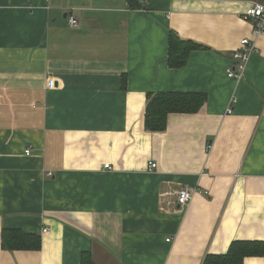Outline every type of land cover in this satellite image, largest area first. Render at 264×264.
Returning a JSON list of instances; mask_svg holds the SVG:
<instances>
[{
	"label": "crops",
	"instance_id": "crops-1",
	"mask_svg": "<svg viewBox=\"0 0 264 264\" xmlns=\"http://www.w3.org/2000/svg\"><path fill=\"white\" fill-rule=\"evenodd\" d=\"M261 1L0 0V264H202L264 242V37L243 20ZM168 31L202 47L181 69ZM165 92L206 102L148 132L146 94ZM2 230L40 250L3 251Z\"/></svg>",
	"mask_w": 264,
	"mask_h": 264
},
{
	"label": "trees",
	"instance_id": "trees-1",
	"mask_svg": "<svg viewBox=\"0 0 264 264\" xmlns=\"http://www.w3.org/2000/svg\"><path fill=\"white\" fill-rule=\"evenodd\" d=\"M167 65L170 69H181L186 65L192 51L202 48L193 41L180 39L173 31H168ZM125 79V78H124ZM124 79L122 86L124 87ZM206 102L201 93H148L144 115V128L148 132H163L169 114H196ZM209 147V146H208ZM40 238L19 230H2L1 249L13 251H39ZM264 257V242L233 241L224 255H208L202 264H243L245 258ZM80 264H94L91 255L83 253Z\"/></svg>",
	"mask_w": 264,
	"mask_h": 264
},
{
	"label": "built area",
	"instance_id": "built-area-1",
	"mask_svg": "<svg viewBox=\"0 0 264 264\" xmlns=\"http://www.w3.org/2000/svg\"><path fill=\"white\" fill-rule=\"evenodd\" d=\"M243 20L247 21L251 25V35L253 37H264V0L261 2L255 3L248 7L243 15ZM69 24H76V19L70 18ZM255 49L253 45L247 38H243L239 42L238 48L232 52L230 65L226 68L227 78L239 82L244 75L247 61L249 57L254 53ZM55 81L53 79L47 80L46 88L53 89ZM231 111L228 110L227 114H230ZM29 151H25L27 155ZM108 165H105L107 168ZM156 169L155 163H150L148 170ZM193 195V190L188 188L179 189L176 192L175 202L179 209L185 207L191 200ZM167 242L169 239L166 240Z\"/></svg>",
	"mask_w": 264,
	"mask_h": 264
}]
</instances>
